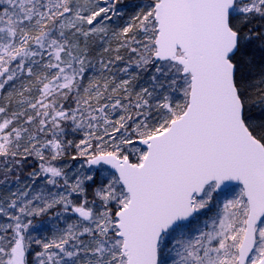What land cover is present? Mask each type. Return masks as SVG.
Masks as SVG:
<instances>
[{"label":"snow or ice","instance_id":"obj_1","mask_svg":"<svg viewBox=\"0 0 264 264\" xmlns=\"http://www.w3.org/2000/svg\"><path fill=\"white\" fill-rule=\"evenodd\" d=\"M0 0V264H264V0Z\"/></svg>","mask_w":264,"mask_h":264},{"label":"rangeland","instance_id":"obj_2","mask_svg":"<svg viewBox=\"0 0 264 264\" xmlns=\"http://www.w3.org/2000/svg\"><path fill=\"white\" fill-rule=\"evenodd\" d=\"M140 0H122L121 8L128 14H131L135 11V6Z\"/></svg>","mask_w":264,"mask_h":264}]
</instances>
